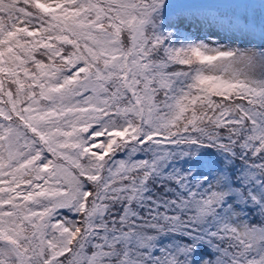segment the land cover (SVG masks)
<instances>
[{
	"label": "snow or ice",
	"instance_id": "snow-or-ice-1",
	"mask_svg": "<svg viewBox=\"0 0 264 264\" xmlns=\"http://www.w3.org/2000/svg\"><path fill=\"white\" fill-rule=\"evenodd\" d=\"M0 264H264V0H0Z\"/></svg>",
	"mask_w": 264,
	"mask_h": 264
}]
</instances>
